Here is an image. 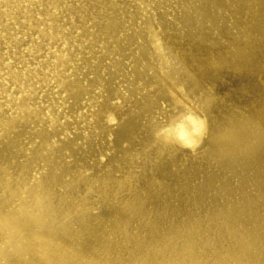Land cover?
<instances>
[{"label": "bare ground", "instance_id": "6f19581e", "mask_svg": "<svg viewBox=\"0 0 264 264\" xmlns=\"http://www.w3.org/2000/svg\"><path fill=\"white\" fill-rule=\"evenodd\" d=\"M148 28L182 71L161 74ZM262 39L264 0H0V122L21 121L0 137V240L7 227L35 264L68 249L110 264L173 249L264 264V89L247 102L239 74L263 73ZM208 92L210 135L259 129L240 133L249 147L187 152L169 133L146 151ZM168 174L196 190L171 203Z\"/></svg>", "mask_w": 264, "mask_h": 264}, {"label": "clouds", "instance_id": "9594fccd", "mask_svg": "<svg viewBox=\"0 0 264 264\" xmlns=\"http://www.w3.org/2000/svg\"><path fill=\"white\" fill-rule=\"evenodd\" d=\"M140 8L150 11L152 5L141 4ZM147 38L153 49L154 55L158 59V67L162 75H167L169 72L175 71L179 73L182 71L181 66L175 61L174 57L169 55L165 48L163 40L156 31L151 28L147 29ZM177 91L184 93L183 88H177ZM215 103V98L211 92L202 94L198 98V102H189L187 104L178 105L185 113L182 123L174 128L165 126L153 138V143L146 151H151L154 148H160L162 145L169 143V133H174L179 138V143L176 147L187 152H196L205 146V141L214 144L216 151L220 154H226L232 151H243L250 145L240 143L239 136L242 131H249L254 137L259 135V129L246 128V126H236L231 121H228L215 135H210L211 127L209 120L205 114L206 110L211 108ZM16 117H6L0 122V137H8L16 130V126L20 124ZM107 126V125H106ZM254 142V141H253ZM8 184L7 179L4 184L3 195L5 197V205L8 204ZM48 221L55 222L51 217ZM48 224V222H46ZM157 259L152 261H139L134 264H223L216 260H201L195 259L183 253H177L175 249L171 252L161 251L158 253ZM43 264H110L106 257L100 259H82L77 258L70 249L66 250L59 259H52L46 254L40 256ZM0 264H35L30 255L29 248H22L19 243H13L7 227L4 229L2 240H0ZM117 264H120L118 261ZM228 264H242L239 260H233ZM243 264H259V262L244 261Z\"/></svg>", "mask_w": 264, "mask_h": 264}, {"label": "rangeland", "instance_id": "374dc122", "mask_svg": "<svg viewBox=\"0 0 264 264\" xmlns=\"http://www.w3.org/2000/svg\"><path fill=\"white\" fill-rule=\"evenodd\" d=\"M258 45L260 47V50H259V52L257 54V57L264 52V40L262 39L258 43ZM262 55L264 56V54H262ZM261 62L263 64V66H264V59ZM239 74H240V76H241L242 79H244V80L247 79L245 83H249L252 86L251 89H245V92H243V94H242L243 98L246 99L247 102H250V101L253 100V93H256L260 89H264V71L260 75L255 74L256 76L254 78H252V79H249V76L243 77L241 75L242 74L241 72H239ZM233 77H234V80H235L237 78V74H234ZM230 87H233V84H229L225 88H230ZM225 93H227L228 95H231V92H229V93L228 92H225ZM257 161H259V156H257V157L255 156L253 158V161H252L253 168L250 169V172L254 173V171H255V165H256ZM184 165L186 167H189V163L188 162L186 164H184ZM180 173L182 175V171H180ZM263 173H264V169H263ZM155 176H156V178L157 177L160 178L162 181L164 180V175L160 174L159 172H156L155 173ZM166 184L170 186L169 187V191L176 190L175 193H174V195H173V198L170 200L171 203H175V202L180 201V200H176V199L179 198L182 195H184L186 197L191 196L192 193L196 190V188H195V190L191 194H189V187L190 186H188L187 189L185 190V192H187L188 194H183L184 193L183 192V187L184 186H182V185L185 184V181L179 179V182L176 183L174 180L171 179L170 174H168L166 176ZM180 187L182 189V192L180 190ZM236 194H240V193L237 192ZM182 202H184V200Z\"/></svg>", "mask_w": 264, "mask_h": 264}]
</instances>
